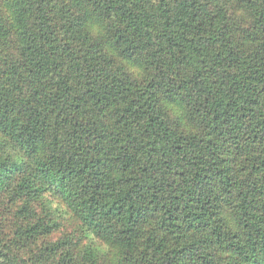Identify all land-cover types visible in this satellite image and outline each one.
Listing matches in <instances>:
<instances>
[{"label":"trees","instance_id":"obj_1","mask_svg":"<svg viewBox=\"0 0 264 264\" xmlns=\"http://www.w3.org/2000/svg\"><path fill=\"white\" fill-rule=\"evenodd\" d=\"M0 264H264V0H0Z\"/></svg>","mask_w":264,"mask_h":264}]
</instances>
